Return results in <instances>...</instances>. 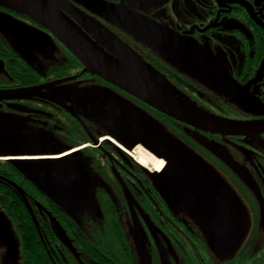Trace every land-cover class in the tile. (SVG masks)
Instances as JSON below:
<instances>
[{"label":"flooded vegetation","instance_id":"1","mask_svg":"<svg viewBox=\"0 0 264 264\" xmlns=\"http://www.w3.org/2000/svg\"><path fill=\"white\" fill-rule=\"evenodd\" d=\"M55 2L58 3L59 10L98 48L118 59H127L129 56L140 58L144 65L164 79L177 96L185 101H193L206 108L209 113L211 109L202 101V93L194 90L203 86L184 71L164 61L157 55L155 49L158 46L163 47L161 43L163 39L184 47L187 51L193 47L194 54L208 56L199 45L208 47L221 62V65H216L208 57L207 63L213 69L212 76L216 83L213 86L221 82L225 89L229 90V93H224V98L215 96L217 103L214 101L212 115L242 118V114L233 109L231 100H238L241 95L251 92L252 98L259 100L262 107L258 109L259 114L246 120L264 119V0H55ZM0 11L1 17L4 18L0 23V32L5 31L12 41L19 42L16 34L22 38L25 36L22 28L18 26L31 25L37 30L47 32L68 57L65 59L66 65L50 69L44 75L33 54L34 51L43 50L40 39L36 41L34 51L33 49L17 51L8 44H0V63L12 78L9 82L0 83V109H9L8 105L12 104L20 105L19 111L32 115L34 109L28 105L29 103L39 101L44 96L57 100L55 110L68 118L74 129L67 134L70 141L65 146L70 149L56 156L59 160L50 167L51 172L74 183L82 197L80 203L69 204L65 208L22 174L11 177L7 173L5 177H0V185L8 190V193L1 190L0 193L10 196L5 212L15 220L21 232L24 264L26 259L23 236L25 230L30 228L29 219L36 228L38 245L41 246L43 255H47L44 256L46 264H59V261L69 264L70 251H74L75 244L88 255L87 264H109L108 261L111 264H131L120 220L125 214L127 215L124 218L128 219V215L134 218V225L139 220L146 222L148 227L143 225L147 236L160 249H163L161 239L170 246L180 244L184 248L190 247L189 253L194 261L200 255L201 261L205 262L202 251L205 242L198 235L192 234L185 221L173 211L175 209L169 208L156 184L157 171L154 166L141 165L138 161L137 150H134L137 145L129 148L104 126L99 121L98 106H92V109L86 111L83 106L82 108L75 105L67 97L80 89L91 91L94 96L91 99L97 101L106 97L104 95L112 93V98L105 100L106 106H110V109L118 111V102L124 101L125 97L131 100V105L135 108L143 105L148 107L146 108L148 111L149 109L156 111L160 119L166 116V128L180 137L185 127H196L162 114L98 74L85 71L84 64L45 27L43 22L27 12L2 5ZM3 13L15 17L22 24L14 27L2 16ZM160 37L161 41L157 39ZM25 40L28 44V38ZM169 41H166V44ZM148 43H151L152 47ZM151 57L154 60L151 61ZM61 78L69 79L57 81ZM200 78L204 83L205 75ZM27 87L34 88L35 95L31 96L30 100H19ZM238 88L242 90L237 91ZM204 131L217 134L216 137L213 135L215 139H222L220 138L222 136L230 145L240 143L243 138L257 135L264 139V130L255 135ZM213 137L208 138L214 147ZM183 140L189 145L186 144L185 147L194 149L198 157L208 165L203 168L210 175V181L219 180L217 170L222 167L228 168L230 180L233 181V177L236 179V169L228 167L221 161L217 156L219 153L216 155L215 151L200 148L192 139ZM252 148L260 154L261 165L257 164L258 167H255L260 173L256 178L260 189L255 190V195L261 212L259 215L264 218V147ZM259 159H256V162H260ZM103 168L107 169L108 178L100 174ZM216 184L211 186L209 195H214L217 191ZM13 205L21 207L22 210L11 208ZM81 211L102 215L101 233H94L93 237H90L83 232L78 217ZM49 214L63 228L69 244L56 236L51 228ZM148 219L152 220L153 224ZM95 236L98 239L100 236V239ZM258 259L260 258H253L250 264Z\"/></svg>","mask_w":264,"mask_h":264},{"label":"rangeland","instance_id":"2","mask_svg":"<svg viewBox=\"0 0 264 264\" xmlns=\"http://www.w3.org/2000/svg\"><path fill=\"white\" fill-rule=\"evenodd\" d=\"M0 5L11 7V4L6 3L5 0H0ZM20 8L15 9L20 10ZM2 16L8 22H11L14 27L17 24L19 25V23L22 24L20 20L6 13ZM3 21L4 18L0 15V23ZM18 27L22 28L21 31L25 34L23 38L16 34L19 42L15 43V41H12L6 32L2 30V33L0 32V44H8L17 51L21 49L31 51L36 41L40 39L43 50L37 52L33 49V54L38 60L41 73L43 72L46 75L50 69L66 65L65 61L68 59L66 53L61 46L53 41L47 32L37 30L31 25ZM40 31L41 33H39ZM14 32H16L15 29ZM26 38H28V44L25 40ZM148 45L152 47L151 43H148ZM199 47L204 53L207 52L208 56L196 54L195 58H187L188 62L187 59L183 58L185 53H187V51H184L185 49H183V52L179 51V55L176 52H172L177 50V48L166 50L158 46L155 49L157 55L162 57L164 61L184 71L190 78L203 86V88H195L194 90L202 93V101L206 103L208 109H211L210 113L214 109V101L217 103L215 96L224 98V93H229V90L225 89L226 87L221 82L215 86L216 83H214L212 76L213 69L207 63L209 57L216 65H221L219 57L214 55L208 47L202 45H199ZM136 56L143 57L141 55ZM152 60L154 58L151 57ZM155 62L159 63L157 60ZM203 75H205L204 83L200 80ZM67 79L69 78H61L59 80ZM10 80L12 78L0 63V83H6ZM213 84L215 85L213 86ZM185 86L189 85L185 84ZM44 87L46 88V86ZM241 90L240 88L237 89V91ZM23 93L19 100H30V97L35 95L32 87L25 88ZM112 96V93L108 94L109 99ZM252 96L253 94L248 92L244 96L241 95L238 100H231V104L234 105L233 109L238 110L242 114V118L227 119L246 120L248 117H254L259 114L258 109L262 106L259 100L252 98ZM37 101L28 104L34 109L32 115H26L19 111L20 105L12 104L8 105L9 109H0V152L52 153L60 147H66L65 145L69 143L70 138L67 134L74 129L72 122L65 118L60 111L55 110L57 103L52 98L44 96ZM124 102L131 110H137L131 105V100H127L124 97ZM187 102L198 109L208 112L206 108L197 105L193 101ZM146 108L148 107L143 105L138 108L143 118L137 115H134V117L136 119L139 118L140 124L147 129L156 127L155 129L160 132L163 138L174 143L173 145L178 150L181 159L179 163L186 168L181 167L180 172L178 168L169 167L166 173L156 177V184L162 187L159 191L169 208L175 209L173 211H176V215L185 221L187 228L191 230L192 234L198 235L205 242L202 251L206 260L205 262L201 261L199 255L194 261L189 253L190 247L184 248L180 244L170 246L165 244L162 239L163 249H160L147 236V231L143 225L145 224L148 227L146 222L139 220L134 225V218L131 215L127 216L128 219L124 218L127 215L125 214L120 220L131 256V264H250L255 257L260 259L254 261L253 264H264V218L260 216L261 212L256 202L258 198L255 195V190L260 189L258 180H256L260 173L255 170V167H258L257 164L261 165V161L259 159L260 154L252 148L264 147V139L257 135L243 138L240 143L235 142L230 145L221 135L220 138L222 139H215L213 137V135L216 137L217 134L215 133L205 132L198 128L185 127L186 129H184L185 131L183 130L184 132L181 135L183 139H192L200 148L202 147L212 152L215 151L216 155L219 153L217 155L219 159L228 167L231 166L237 171L236 179L233 177L232 181L229 179L228 168L222 167L220 168L221 171L217 170L219 180L212 181L211 179L210 181V175L200 165V160L205 167H208V165L198 157L194 149H188L191 154H187L184 151L183 147L188 148L185 147L188 144L179 135L172 133L166 128L167 117L164 116V118L160 119L156 111L150 109L148 111ZM211 114L213 113L211 112ZM156 120L162 127L154 125ZM208 137H213L217 140H213L215 142L214 147L209 142L211 139L209 140ZM256 159H259L260 162H256ZM190 169L192 175L188 172ZM100 174L105 175L107 178L109 177L107 169L103 168ZM194 177H197L199 182ZM171 178H177L183 181L185 185L174 184L178 181ZM211 178L213 177L211 176ZM170 180L173 181H171V184L174 190L180 189L181 193L179 195H175L169 184L166 185ZM215 183H217L218 189L214 195L210 194V198H208V192ZM11 185L14 186L12 183ZM9 201L10 196L0 193V264H24L21 232L15 220L5 212ZM30 208L37 214L36 210L31 206ZM78 217L81 229L86 235L93 237L94 233H101L102 215L81 211L78 213ZM148 220L152 223V220ZM128 225H131V227H127ZM95 238L97 237L95 236ZM88 259L89 257L84 250L75 244L74 251H70L68 260L69 264H87L86 261ZM59 264L64 263L59 261Z\"/></svg>","mask_w":264,"mask_h":264},{"label":"water","instance_id":"3","mask_svg":"<svg viewBox=\"0 0 264 264\" xmlns=\"http://www.w3.org/2000/svg\"><path fill=\"white\" fill-rule=\"evenodd\" d=\"M5 1L11 4V7H21L20 10L27 12L33 18L43 22L45 27H47L84 64L85 71L98 74L100 77L114 83L128 94L162 114L196 128L232 135H255L259 131L264 130V119L232 120L212 115L194 107L177 96L176 93L169 88L164 79L157 72L152 69L150 70L149 67L144 65V62L140 58L129 56L127 59H118L108 55L92 43L84 32L59 10L58 3H56L55 0ZM103 8L104 7H102V9ZM157 39L161 41V37ZM163 40L164 41L161 43L166 50L177 48V50L172 52H176L178 55L179 51L183 52V49L187 51L186 48L171 43L169 40ZM166 41L169 42L166 44ZM188 50L191 53L187 51L188 54L185 53V57L183 58H195L196 54H194V48L190 47ZM104 96L106 97L97 101V99H91V97L94 98L91 91H88V89H80L67 98L75 105L83 106L84 108H82L86 111L90 110L89 108L92 109V106H98L99 109L97 112L99 113V121L110 129L118 139L123 141L129 148L140 144L152 155L162 159L164 165L160 171L156 172V177L166 173L169 167L178 168L181 172L180 168L183 167V165L179 163L181 159L178 150L173 145L174 143L163 138L160 132L155 129L156 127H154V129H147L140 124L139 118L136 119L134 117V115H137L143 118V116L140 115L138 107L137 110H131L124 101L120 100L118 102L119 110L117 111L111 107L112 110L110 106H106L105 100L108 99V95ZM53 100L57 101L55 99ZM69 110L72 109L69 108ZM154 125L162 127L157 120ZM177 147L181 149L179 146ZM68 149H70V147H60L52 153L39 154L0 152V159L8 160L25 178L42 189L54 201L65 207L69 204L80 203L82 197L79 191H77L78 187H76L74 183L51 172L50 167L54 166L53 163L59 160L58 157L54 156H58ZM183 149L187 154H191L188 152V148L183 147ZM22 155L27 157H20ZM200 165L205 167L201 160ZM188 172L192 175L191 169ZM194 178L199 182L197 177ZM171 179H176L178 181L174 184L185 185L183 181L177 178ZM172 180L166 183V185L169 184L175 195H179L181 191L178 188L177 190L173 189V185L171 184ZM158 187L160 190L162 189L160 185H158ZM208 198H210L209 194ZM49 217L51 228L56 236L69 244L66 233L61 225L52 215L49 214Z\"/></svg>","mask_w":264,"mask_h":264},{"label":"trees","instance_id":"4","mask_svg":"<svg viewBox=\"0 0 264 264\" xmlns=\"http://www.w3.org/2000/svg\"><path fill=\"white\" fill-rule=\"evenodd\" d=\"M9 173L11 177L15 176H22L20 172L16 170V168L13 166L12 163H10L6 159H0V177H5ZM0 190L4 193H8L2 185H0ZM10 208V207H8ZM11 208H17L21 209V207L13 205ZM15 212L17 211L14 209ZM30 228L25 230L24 236H23V250L25 254L26 264H46L45 260L47 255H43V250L41 249V246L38 244V235L35 226H33V223L29 219ZM45 256V257H44ZM109 264L110 261H108ZM107 263V262H105ZM108 264V263H107ZM115 264V263H114Z\"/></svg>","mask_w":264,"mask_h":264},{"label":"bare ground","instance_id":"5","mask_svg":"<svg viewBox=\"0 0 264 264\" xmlns=\"http://www.w3.org/2000/svg\"><path fill=\"white\" fill-rule=\"evenodd\" d=\"M134 150H137V153H138L137 159L141 163V165H147V164L150 165V164H152L156 171H160L163 168L164 161L162 159H160V158L158 159L157 157H155L152 154H150L142 146L137 145ZM20 157H27V156L22 155ZM54 157H56V156H54Z\"/></svg>","mask_w":264,"mask_h":264},{"label":"built area","instance_id":"6","mask_svg":"<svg viewBox=\"0 0 264 264\" xmlns=\"http://www.w3.org/2000/svg\"><path fill=\"white\" fill-rule=\"evenodd\" d=\"M128 152V151H127ZM129 153V152H128Z\"/></svg>","mask_w":264,"mask_h":264}]
</instances>
